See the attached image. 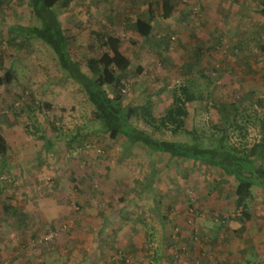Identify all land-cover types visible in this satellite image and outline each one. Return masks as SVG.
Instances as JSON below:
<instances>
[{"label":"rangeland","instance_id":"1","mask_svg":"<svg viewBox=\"0 0 264 264\" xmlns=\"http://www.w3.org/2000/svg\"><path fill=\"white\" fill-rule=\"evenodd\" d=\"M133 2L71 0L53 10L78 59L103 51L111 54V48L100 45V24L120 39L119 51L130 60L122 80L126 102L143 105L150 100L151 111L158 117L171 103L173 90L189 84L205 99L187 103V129L209 132L234 118L242 131L230 128L232 141L245 142L248 147L260 141L264 137V96L257 91L261 89L256 88L242 102V92L234 84L217 89L219 73L216 81L201 74L210 69V64H200L209 56L195 53L197 43L179 41L181 35L174 32L177 41L168 48L155 38L135 34L133 14L125 8ZM15 3L24 8L18 10V18L29 25L36 22L26 0H2L0 7L13 8ZM6 16L1 12L0 20ZM17 43L0 40V75L10 71L13 77L0 85V133L7 144L0 163V257H9L12 264L21 258L31 261V257L34 262L40 258L43 264H124L120 261L130 251L123 245L130 240L124 241L123 236L131 237L136 225L145 224L153 232L137 236L147 246L161 241L177 253L184 242V253L196 242L204 243L194 230L195 221L204 212L200 208L204 197L221 189L215 184L222 178L218 170L192 160L165 162L159 153L140 144H129L122 137L112 139L100 131L81 87L62 73L52 47L39 39L24 43L22 49ZM261 82L264 75L251 83L260 87ZM162 137L183 140L189 136L165 131ZM233 187L226 182V192H233ZM157 209L170 210L163 235L156 229ZM103 220L107 226L98 233ZM49 233H54L51 239L31 246Z\"/></svg>","mask_w":264,"mask_h":264},{"label":"crops","instance_id":"2","mask_svg":"<svg viewBox=\"0 0 264 264\" xmlns=\"http://www.w3.org/2000/svg\"><path fill=\"white\" fill-rule=\"evenodd\" d=\"M132 1L134 2L126 5L125 8L133 14L130 16L134 17V22L137 18H141L153 24V32L148 38L160 39L162 34L170 33L169 30L172 29L173 32L181 35L179 41L188 42L190 45L192 42L197 43L198 56H209L204 59V62L201 61V67L210 64V69L217 68L219 81L216 82L220 84L217 89H229L234 84V88L242 92V102L246 97L249 98L254 90L257 91L256 88H260L261 90L257 92L260 96H264L263 82L260 83V87L253 86L251 83L253 79L255 82L256 79H262L264 75V52L259 48V45L264 43V0ZM26 6L29 9L28 3ZM194 6L199 8L197 16L193 14ZM18 10L24 11L23 6L19 8L18 3H15L13 8L0 7V13L17 16L13 19L10 18L11 16L9 18L6 16L4 20H0V28L4 29L0 33V40L2 37L10 42L19 43L22 40L15 26L30 27L37 24V21H34L32 25H29L24 21L25 19L18 18ZM164 11H168L166 17L163 16ZM197 18L200 23L197 22ZM134 32L137 34L135 25ZM18 43L17 47L22 49ZM12 54L16 56V53ZM209 58H212L211 61ZM208 70V68L204 69V72ZM222 100L224 103L227 99ZM229 180L231 181L230 178L223 176L216 181L215 184L221 187L219 192L208 194L200 202L203 204L200 208H204V212L201 216H196L194 230L198 231L204 243L194 242L195 244L191 246L192 250L189 247L184 253L181 250L186 248L184 242L182 248L177 246L179 247L177 253L170 244L167 245L161 241L154 243L153 247L147 246V243L142 242L137 235L151 234L152 227L146 224L136 225L134 233H130L131 237L125 234L127 238L124 239L123 236L124 241L130 240L123 245L125 250L131 253L127 255L130 264L132 262L134 264H246V260H253L248 262L252 264H264V191L257 187H253L256 190L251 188L252 195L246 209L249 217H241L239 213H234L240 211L236 206L234 189L233 192H226L225 189L226 182ZM155 212L159 218V225L156 226L157 233L163 235L167 231L166 221L171 218L167 215L170 210L157 209ZM228 213H232V217H229ZM180 218L183 221L185 214H182ZM106 226L107 223L103 220L98 233H102ZM143 244H146V249H143ZM33 258L31 257V261L28 258H21L16 262L17 264H43L40 258H35V262L32 261Z\"/></svg>","mask_w":264,"mask_h":264},{"label":"trees","instance_id":"3","mask_svg":"<svg viewBox=\"0 0 264 264\" xmlns=\"http://www.w3.org/2000/svg\"><path fill=\"white\" fill-rule=\"evenodd\" d=\"M26 1L30 15L36 19L37 24L30 27L15 26L22 40L18 45L22 46L33 39H39L52 47L64 76L81 87L91 104L92 116L98 122L100 131L107 133L112 139L122 137L129 144H140L150 152L159 153L165 162L192 160L208 168H216L222 177L231 179L229 182L234 186L236 206L240 209V216L249 217L246 209L252 195L251 188L257 187L264 191L263 136L251 147L239 140L232 141L229 135L230 128L238 130L239 133L242 131V127L234 118L231 122L226 119V124L222 127H211L209 132L197 128L187 129L186 117L189 113L187 103L204 99L201 91L195 90L189 84H183L173 90L171 103L158 117L151 111L150 100L143 105L126 102L122 80L129 68L130 60L119 51L120 39L105 32L104 25L99 23L102 30L100 35L98 34L100 45L111 48V54L103 51L97 56L78 59L69 46L66 29L58 12L53 10L54 6H67L71 0ZM167 15L168 11H164L163 16ZM134 25L137 33L145 39L153 32V24L150 21L137 18ZM173 33H164L155 42L161 41L165 44L164 47L169 48L177 41L176 35L175 40L171 41V36L175 34ZM259 48L264 52V43L260 44ZM195 53L198 54V50ZM195 53H192L194 60L197 57ZM194 60H191V63ZM213 69L215 67L207 72L201 70V74L216 81L217 79L211 75ZM12 78L10 71L0 75V85L10 83ZM139 122L142 125H139ZM165 131L171 135L185 133L189 137L183 140L168 139L162 137ZM76 138L77 134L71 138V141ZM49 145L50 143L48 147ZM6 149V140L0 133V163ZM126 258L128 256L122 257L120 262L123 263Z\"/></svg>","mask_w":264,"mask_h":264},{"label":"built area","instance_id":"4","mask_svg":"<svg viewBox=\"0 0 264 264\" xmlns=\"http://www.w3.org/2000/svg\"><path fill=\"white\" fill-rule=\"evenodd\" d=\"M193 14L196 15V16L199 15V8H198V6H194L193 7ZM174 40H175V35H172L171 36V41H174ZM211 75H212V77L217 78L218 72H217V68L216 67L211 72ZM53 236H54V233H49L47 236H44L43 238H40V239H38L36 241H33L31 243V246L38 245V244H40L41 242H43V241H45L47 239H51ZM128 263H129V259L126 258L124 260V264H128ZM0 264H12V262H11V259L9 257H6L4 255V256L0 257ZM247 264H250V263H247Z\"/></svg>","mask_w":264,"mask_h":264}]
</instances>
